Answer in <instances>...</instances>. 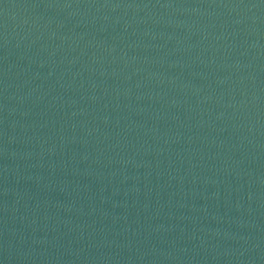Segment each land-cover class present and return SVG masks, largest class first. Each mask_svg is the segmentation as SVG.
Segmentation results:
<instances>
[{"label": "water", "instance_id": "obj_1", "mask_svg": "<svg viewBox=\"0 0 264 264\" xmlns=\"http://www.w3.org/2000/svg\"><path fill=\"white\" fill-rule=\"evenodd\" d=\"M0 264H264V0H0Z\"/></svg>", "mask_w": 264, "mask_h": 264}]
</instances>
